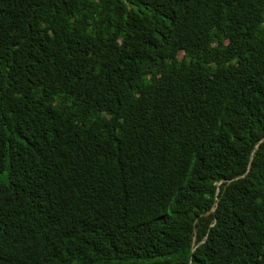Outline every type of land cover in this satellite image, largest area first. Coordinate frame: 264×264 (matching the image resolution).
<instances>
[{
  "label": "trees",
  "instance_id": "16d2710c",
  "mask_svg": "<svg viewBox=\"0 0 264 264\" xmlns=\"http://www.w3.org/2000/svg\"><path fill=\"white\" fill-rule=\"evenodd\" d=\"M0 264H264V0H0Z\"/></svg>",
  "mask_w": 264,
  "mask_h": 264
}]
</instances>
